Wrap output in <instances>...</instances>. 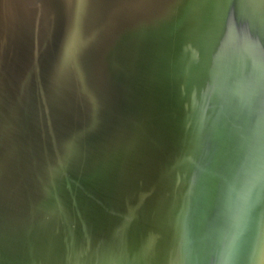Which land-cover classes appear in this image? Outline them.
Returning <instances> with one entry per match:
<instances>
[{
	"label": "water",
	"instance_id": "1",
	"mask_svg": "<svg viewBox=\"0 0 264 264\" xmlns=\"http://www.w3.org/2000/svg\"><path fill=\"white\" fill-rule=\"evenodd\" d=\"M0 264H264V0H0Z\"/></svg>",
	"mask_w": 264,
	"mask_h": 264
}]
</instances>
